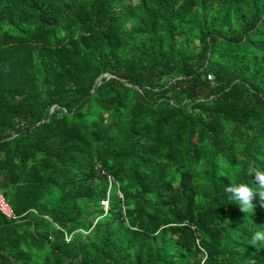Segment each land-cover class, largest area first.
Returning a JSON list of instances; mask_svg holds the SVG:
<instances>
[{"label": "trees", "instance_id": "trees-1", "mask_svg": "<svg viewBox=\"0 0 264 264\" xmlns=\"http://www.w3.org/2000/svg\"><path fill=\"white\" fill-rule=\"evenodd\" d=\"M252 170L264 0H0V264H264Z\"/></svg>", "mask_w": 264, "mask_h": 264}, {"label": "clouds", "instance_id": "clouds-1", "mask_svg": "<svg viewBox=\"0 0 264 264\" xmlns=\"http://www.w3.org/2000/svg\"><path fill=\"white\" fill-rule=\"evenodd\" d=\"M254 176L255 187L247 183H238L229 185L226 188L228 199L233 202V205L239 207L240 211L251 215L254 214L256 204L253 203L254 199L259 197V206L264 207V172L259 170H252ZM253 245L259 244L264 247V230L254 231L251 236Z\"/></svg>", "mask_w": 264, "mask_h": 264}, {"label": "built area", "instance_id": "built-area-1", "mask_svg": "<svg viewBox=\"0 0 264 264\" xmlns=\"http://www.w3.org/2000/svg\"><path fill=\"white\" fill-rule=\"evenodd\" d=\"M103 204L106 205V201H103ZM0 213L10 220H18L20 217L15 213L11 204L7 201V199L5 198L4 194L1 191H0Z\"/></svg>", "mask_w": 264, "mask_h": 264}]
</instances>
